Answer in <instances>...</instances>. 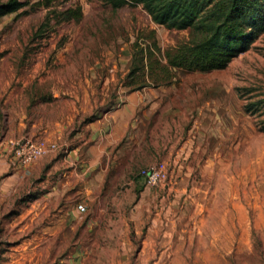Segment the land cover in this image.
<instances>
[{
  "label": "rangeland",
  "instance_id": "1",
  "mask_svg": "<svg viewBox=\"0 0 264 264\" xmlns=\"http://www.w3.org/2000/svg\"><path fill=\"white\" fill-rule=\"evenodd\" d=\"M20 1L0 19V150L10 173L27 175L0 210V264H264V33L226 68L188 71L172 58L194 34L156 24L142 5L63 1L59 10L79 7L82 19L43 30L41 0ZM121 89L137 91V134L149 136L129 171L110 164L102 181L92 172L83 195L81 166L71 177L59 145L27 166L15 160L11 131L54 121L45 104L56 106L55 92L97 108L119 104ZM173 140L188 159L152 158ZM157 162L170 176L152 187L140 172ZM51 183L58 204L41 201Z\"/></svg>",
  "mask_w": 264,
  "mask_h": 264
},
{
  "label": "crops",
  "instance_id": "2",
  "mask_svg": "<svg viewBox=\"0 0 264 264\" xmlns=\"http://www.w3.org/2000/svg\"><path fill=\"white\" fill-rule=\"evenodd\" d=\"M66 94L55 92L56 106H54V103L45 104V107L51 106L52 108L50 109L53 112L57 110V116L54 121L43 124V121L33 119L34 121L28 122L27 126L22 120L18 124V128L13 129L11 132L14 134L13 136L17 135L14 140H22L21 135L27 130L25 134L29 137L34 138L38 134L41 139H48L59 145L58 148L62 149L61 154L64 155L65 164L71 166L68 171L71 177L79 176L77 169L78 165L81 166L80 181L82 184L80 190L83 195H89L88 193L95 189L91 188L90 174L92 172L98 180L102 181V176L109 172L110 164L117 165L124 172L129 171L136 160L135 153L140 149H147V147L143 148L141 144L142 140H149V136L145 131L141 136L137 134L138 127L135 126V118H137L136 111L139 102L136 90L121 89L117 98V101L120 102L119 104L114 107H106L103 104L97 108L90 106L88 95H85V97L81 96L85 104L78 105L76 104V99H80L78 95L73 93L70 96H60ZM42 105L40 104L39 110H41ZM61 107L63 108L60 110ZM4 134L3 127L2 136ZM9 141H7V144ZM5 143L4 141L2 145ZM177 144L178 141L173 140L170 151L164 153L167 144L158 141L154 148L156 153L152 158L167 162L172 161L175 165L180 163L182 159H188V154H184L183 151L179 150ZM150 148L151 146L148 147V149ZM5 157L6 153L0 150V210L4 204L8 203L10 190L18 191L20 184L24 183L27 175V171L10 173L11 164H9L8 158ZM176 169L177 173L180 174V167ZM68 172H65L66 176ZM172 174H175L174 171ZM51 184L52 188L41 201L48 200L58 204L61 200H58L57 197L61 190L58 185ZM46 185H49V179L40 184L44 188ZM97 187L99 188L100 186ZM65 188L71 189L69 180L63 185V189ZM181 190L184 189H177V191ZM25 206V204L22 205L23 208ZM38 206L41 208L40 204L36 203L34 205L35 209ZM64 217L68 218L67 215Z\"/></svg>",
  "mask_w": 264,
  "mask_h": 264
},
{
  "label": "trees",
  "instance_id": "3",
  "mask_svg": "<svg viewBox=\"0 0 264 264\" xmlns=\"http://www.w3.org/2000/svg\"><path fill=\"white\" fill-rule=\"evenodd\" d=\"M70 0H41L48 10L43 30L54 18L57 25L80 21L79 7L58 9ZM115 8L142 5L158 25L179 31L190 30L196 37L172 58L173 65L188 71L224 69L247 52L264 33V0H108ZM27 3L8 0L0 4V19L18 13Z\"/></svg>",
  "mask_w": 264,
  "mask_h": 264
},
{
  "label": "built area",
  "instance_id": "4",
  "mask_svg": "<svg viewBox=\"0 0 264 264\" xmlns=\"http://www.w3.org/2000/svg\"><path fill=\"white\" fill-rule=\"evenodd\" d=\"M13 148L15 160L22 166H27L42 156L53 152L57 149V145L45 139L32 140H11L9 142ZM168 165L164 162H157L141 170L140 177L147 185L158 187L169 181ZM81 213L86 212L87 208L84 204L78 205Z\"/></svg>",
  "mask_w": 264,
  "mask_h": 264
}]
</instances>
